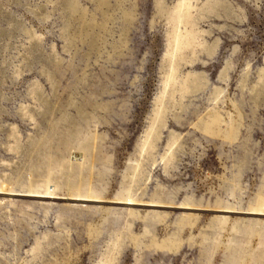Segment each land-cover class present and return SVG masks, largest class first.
<instances>
[{"label":"rangeland","instance_id":"1","mask_svg":"<svg viewBox=\"0 0 264 264\" xmlns=\"http://www.w3.org/2000/svg\"><path fill=\"white\" fill-rule=\"evenodd\" d=\"M0 264H264V0H0Z\"/></svg>","mask_w":264,"mask_h":264}]
</instances>
